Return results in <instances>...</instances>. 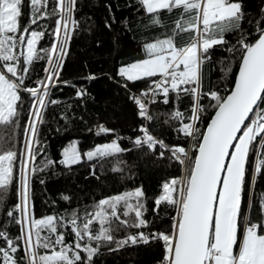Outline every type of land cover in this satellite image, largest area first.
Masks as SVG:
<instances>
[{
  "label": "snow or ice",
  "instance_id": "snow-or-ice-1",
  "mask_svg": "<svg viewBox=\"0 0 264 264\" xmlns=\"http://www.w3.org/2000/svg\"><path fill=\"white\" fill-rule=\"evenodd\" d=\"M53 2L55 7L49 11V0H28L30 21L21 25L24 0H0V125L18 126L25 103L22 93L30 97L29 123L23 129L25 144L19 155L13 148L3 147L11 138L0 135V204L16 180L14 168L18 160L20 165V203L7 215L13 217L14 212L20 213L15 222L21 226V235L14 240L5 231H0V238L7 244V247H0L3 264H20L16 258L19 250L17 240L24 244L23 264H93L102 246L115 243L116 248L109 250L118 251L129 244H147L150 239L163 241L161 264H264V234H260L264 233V218L254 223L242 207L249 166L253 181L257 174H264V27L260 20L256 22L257 38L254 41L250 42L242 34L237 41L239 49L236 46L228 49L229 52H241L234 86L226 97L216 91L208 94L215 101L212 105L215 114L206 130L201 132L197 127L204 111L200 104L201 68L210 58V49L227 43V33H243L241 24L245 13L239 0H138L147 13L153 14L152 25L161 24L160 9L169 12L181 9L172 36L145 44L147 58L119 70V75L129 82L159 77L152 80L147 91L139 96H130L143 119H153L147 104L156 103L158 95H163L164 104L169 103L170 92L177 93V99L181 91L193 97L192 114L188 117L192 123H184L177 131L198 141L194 145V158L183 147L172 149L173 155L184 165V175L165 182L163 194L155 200L157 207L164 203L176 211L171 233L159 232L149 236L140 232L115 240L112 233L121 227L139 229L148 226L143 218L147 209L141 188L101 199L94 205L95 211L85 213L83 217L73 210L67 220L52 215L34 218L31 177L47 168L52 161H47L43 167L35 165L33 145L38 143L35 138L39 125L44 122L43 110L49 103H59L48 98L59 81L66 48L72 30L77 27L73 16L77 0ZM261 11L264 13V9ZM52 16L58 17L52 33L55 42L50 49H38L37 42L45 33L31 30V26ZM181 33L193 35L189 43L177 47L174 40ZM14 49L19 50L18 54ZM44 59L47 61L44 79L36 81L37 87L26 86L32 65ZM76 95L81 97L86 92L78 89ZM176 118L183 119V113L173 112L170 119ZM110 131L100 125L97 135ZM140 131L143 135L133 141L136 148L144 145L149 149L156 145L161 149L168 148L148 128L141 127ZM117 140L97 145L83 156L89 161L106 162L109 157L127 151ZM62 155L60 163L65 166L79 164L82 159L75 143L66 147ZM122 163L117 160L111 170L122 171L118 166ZM63 199L67 201L69 197L64 196ZM251 203L250 199L249 206ZM121 205L123 216L128 219H120L118 206ZM260 209L264 216V194L260 198ZM131 213L135 214L134 219ZM115 220L119 224H115ZM94 221L99 223L96 231L93 230ZM69 225L75 237L72 244L65 242V233L58 232V228ZM241 227L242 238L238 235ZM234 246L238 247L237 251H234ZM42 249L45 250L43 254Z\"/></svg>",
  "mask_w": 264,
  "mask_h": 264
},
{
  "label": "trees",
  "instance_id": "trees-1",
  "mask_svg": "<svg viewBox=\"0 0 264 264\" xmlns=\"http://www.w3.org/2000/svg\"><path fill=\"white\" fill-rule=\"evenodd\" d=\"M239 2L245 13L241 24L243 33H227V43L210 49V58L205 60L201 68L200 104L204 111L197 122L201 132L205 130L215 112L212 107L215 101L208 94L216 91L225 97L235 79L241 52H229L228 49L233 46L239 49L237 41L242 34L247 36L250 42L254 41L257 38V20H260L261 26L264 27V13L261 11L264 9V0ZM53 7V0H49L48 10L51 11ZM180 12L181 9H173L171 12L160 9L158 15L161 24L152 25L150 21L153 14L147 13L138 0H77L73 13L77 27L72 30L68 42L59 81L51 89L48 98L59 103H49L43 110L44 122L39 125L35 138L38 143L33 145L36 152L33 161L35 165L43 167L47 161H52L47 168L37 171L31 177V207L34 218L41 219L52 215L67 220L73 210L83 217L85 213L94 212V205L101 199L141 188L147 209L143 218L148 222V226L139 229L121 227L112 233L115 240L125 239L129 234L138 235L140 232L149 236L159 232L171 233L172 218L176 216V211L164 203L157 207L155 200L163 194L165 182L183 175V165L173 155L172 149H187L190 144V155L194 158V145L198 141L177 131L182 124L191 121L188 117L192 114L193 97L181 91L177 99V93L170 92L168 104L156 102L151 105L150 114L153 119L148 124V130L154 137L163 140L168 148L161 149L159 145L153 149H149L147 145L136 148L133 141L143 135L140 129L144 120L138 116L136 104L130 96L147 90L152 80L158 76L129 82L118 74V69L145 59V44L172 36ZM56 19V16L43 18L31 26V30L45 33L37 42L38 49H50L55 42L52 33L56 27ZM29 21L28 0H24L20 23L27 25ZM192 35L193 33L177 35L175 45L179 47L189 43ZM13 51L17 54L19 52L18 49ZM46 67V59L35 62L25 81L26 86L37 87L36 81L42 80ZM125 84L127 87H124ZM78 89H83L86 95L77 97ZM22 97L25 103L19 117V125H0V135L11 138L3 147L13 148L18 155L25 143L23 129L29 122L30 108L29 95L22 93ZM175 111L183 113V119H170ZM100 125L111 131L97 135ZM117 137L120 139L117 140ZM113 140H117L121 148L127 151L109 157L106 162L89 161L83 156V153L93 150L97 145L111 143ZM72 143L76 144L82 159L79 164L65 166L60 163L63 159L62 153ZM117 160L123 161L118 165L122 171L113 172L111 169ZM19 167L18 160L14 168L16 180L10 186L4 202L0 204V231H5L14 240L21 235V226L15 222L20 213L14 212L13 217H9L7 212L20 203ZM252 175L249 166L242 207L255 223L264 218L260 209V198L264 194V174H257L254 181ZM64 196L69 197V200H64ZM132 203H135V200ZM123 211V206H118L120 219H128L123 216ZM130 215L132 219L135 218L134 213ZM114 223L119 224V221L115 220ZM98 229L99 223L94 221L93 230ZM58 232L65 233L66 243H74L75 237L70 225L58 228ZM241 233L242 227L238 235L241 236ZM16 243L19 246L16 258L23 264L21 258L24 256V244L22 240H17ZM0 247H7L2 238ZM110 248H116V244L102 246L100 253L94 257L93 264H161L164 256L162 240L150 239L147 244H129L118 251H110ZM40 251L43 254L45 250ZM0 264H3L2 260Z\"/></svg>",
  "mask_w": 264,
  "mask_h": 264
},
{
  "label": "built area",
  "instance_id": "built-area-1",
  "mask_svg": "<svg viewBox=\"0 0 264 264\" xmlns=\"http://www.w3.org/2000/svg\"><path fill=\"white\" fill-rule=\"evenodd\" d=\"M156 79H159V77H157ZM152 83V82H151ZM149 89V88H148ZM147 89V90H148ZM147 90H145V91H147ZM143 92V91H142ZM141 93H139V94H136L137 96H139ZM163 99H164V97H163V95L161 94V95H158L157 97H156V101L157 102H160V103H162V104H164L162 101H163ZM154 103H148L147 104V107H148V110H149V114H150V107H151V105H153ZM136 108H137V112L139 111L138 110V107H137V105H136ZM138 116H139V114H138ZM140 117V116H139ZM142 118V117H141ZM143 119V118H142ZM144 121V125L142 126V127H146V128H148V124H149V122L151 121V120H146V119H143ZM191 123H192V121H191ZM190 139H191V137H190ZM187 151L190 153V144H189V146L187 147Z\"/></svg>",
  "mask_w": 264,
  "mask_h": 264
},
{
  "label": "rangeland",
  "instance_id": "rangeland-1",
  "mask_svg": "<svg viewBox=\"0 0 264 264\" xmlns=\"http://www.w3.org/2000/svg\"><path fill=\"white\" fill-rule=\"evenodd\" d=\"M145 10V9H144ZM146 11V10H145ZM54 55H55V53H54ZM147 58V57H146ZM137 62V61H136ZM125 66H127V65H125ZM125 66H122V67H125ZM121 68V67H120ZM120 68L118 69V74H119V70H120ZM44 76H45V74H44ZM44 78V77H43ZM43 78H42V80H43ZM191 122V121H190ZM189 122V123H190ZM25 144V143H24ZM23 148H24V146H23ZM187 150V149H186ZM190 153H191V150H190ZM189 153V154H190ZM183 175H184V165H183ZM241 238H242V233H241V236H240ZM238 250V247L237 246H234V251H237Z\"/></svg>",
  "mask_w": 264,
  "mask_h": 264
},
{
  "label": "water",
  "instance_id": "water-1",
  "mask_svg": "<svg viewBox=\"0 0 264 264\" xmlns=\"http://www.w3.org/2000/svg\"><path fill=\"white\" fill-rule=\"evenodd\" d=\"M238 70H239V66H238V69H237L236 74L238 73ZM44 77H45V76H44ZM235 77H236V75H235ZM234 82H235V79H234ZM234 82H233L232 87L234 86ZM231 89H232V88H231ZM229 93H230V92H229ZM229 93H228V94H229ZM228 94H227V95H228ZM227 95H226V96H227ZM226 96H225V97H226ZM214 114H215V112L213 113V115H214ZM213 115H212V117H213ZM250 115H252V114H250ZM212 117H211V118H212ZM210 120H211V119H210ZM210 120H209V121H210ZM28 123H29V122H28ZM208 123H209V122H208ZM206 127H207V126H206ZM205 130H206V128H205ZM238 135H239V134H238ZM195 151H196V149H195Z\"/></svg>",
  "mask_w": 264,
  "mask_h": 264
},
{
  "label": "bare ground",
  "instance_id": "bare-ground-1",
  "mask_svg": "<svg viewBox=\"0 0 264 264\" xmlns=\"http://www.w3.org/2000/svg\"><path fill=\"white\" fill-rule=\"evenodd\" d=\"M44 79V78H43Z\"/></svg>",
  "mask_w": 264,
  "mask_h": 264
}]
</instances>
